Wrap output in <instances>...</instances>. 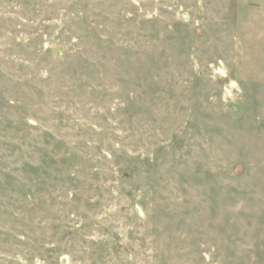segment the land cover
<instances>
[{
    "label": "rangeland",
    "instance_id": "obj_1",
    "mask_svg": "<svg viewBox=\"0 0 264 264\" xmlns=\"http://www.w3.org/2000/svg\"><path fill=\"white\" fill-rule=\"evenodd\" d=\"M0 264H264V0H0Z\"/></svg>",
    "mask_w": 264,
    "mask_h": 264
}]
</instances>
